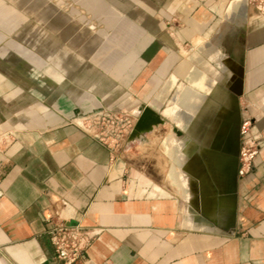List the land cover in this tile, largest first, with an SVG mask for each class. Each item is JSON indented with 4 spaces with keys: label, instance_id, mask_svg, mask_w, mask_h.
I'll list each match as a JSON object with an SVG mask.
<instances>
[{
    "label": "crops",
    "instance_id": "obj_1",
    "mask_svg": "<svg viewBox=\"0 0 264 264\" xmlns=\"http://www.w3.org/2000/svg\"><path fill=\"white\" fill-rule=\"evenodd\" d=\"M102 107L138 113L116 149L78 124ZM237 117L261 139L244 176ZM47 216L101 229L86 264H264L251 0H0V264H63Z\"/></svg>",
    "mask_w": 264,
    "mask_h": 264
},
{
    "label": "built area",
    "instance_id": "obj_2",
    "mask_svg": "<svg viewBox=\"0 0 264 264\" xmlns=\"http://www.w3.org/2000/svg\"><path fill=\"white\" fill-rule=\"evenodd\" d=\"M264 16V0H251ZM138 113L126 108L102 107L80 114L79 126L103 144L116 149L132 133ZM251 122L242 121V141L239 153L238 175L244 176L253 170L260 150V137L248 136ZM47 234L54 248L55 257L63 264H86L87 251L92 241L101 232L98 227L88 228L83 224L70 223L46 217Z\"/></svg>",
    "mask_w": 264,
    "mask_h": 264
},
{
    "label": "rangeland",
    "instance_id": "obj_3",
    "mask_svg": "<svg viewBox=\"0 0 264 264\" xmlns=\"http://www.w3.org/2000/svg\"><path fill=\"white\" fill-rule=\"evenodd\" d=\"M127 109H128V108H127ZM172 121H174V123H176L175 120L172 119ZM158 124H159V125H158ZM158 124L155 125L154 127H155V128H158L159 130H160V129H168V131H170L171 126H173V124L171 123V121H161V122H159ZM163 137H164L163 135H162V136H156V138L158 139V140L156 141V145H158L157 147H158V148L160 147V149H161V148L163 149V144H164V143L162 142ZM170 137H171V136H169V137H167V138L170 139ZM178 138H179V136L173 133V138H172L173 141H172V143L174 144V145H173V146H174V149H176L177 152H179V149L177 148ZM170 142H171V141H170ZM170 142H169V143H170ZM178 154H179V153H178ZM160 156L164 157V155L161 154V153H160ZM179 156H180V154H179ZM167 157H168V155H167Z\"/></svg>",
    "mask_w": 264,
    "mask_h": 264
},
{
    "label": "water",
    "instance_id": "obj_4",
    "mask_svg": "<svg viewBox=\"0 0 264 264\" xmlns=\"http://www.w3.org/2000/svg\"><path fill=\"white\" fill-rule=\"evenodd\" d=\"M147 111L148 110L146 109V111L144 113H142V115L140 117V120L138 122L139 125H140L141 121H143V116H146L147 115ZM236 122L238 124L239 131H240V135H241V124H242V121L240 120L239 117H237ZM174 129L177 130L176 127ZM241 141H242V139L240 138V141L238 143V148H237L238 167H239V153H240ZM237 174H238V170H237Z\"/></svg>",
    "mask_w": 264,
    "mask_h": 264
},
{
    "label": "bare ground",
    "instance_id": "obj_5",
    "mask_svg": "<svg viewBox=\"0 0 264 264\" xmlns=\"http://www.w3.org/2000/svg\"><path fill=\"white\" fill-rule=\"evenodd\" d=\"M178 122H179V124L181 123V121L180 120H178ZM185 142V141H184Z\"/></svg>",
    "mask_w": 264,
    "mask_h": 264
}]
</instances>
